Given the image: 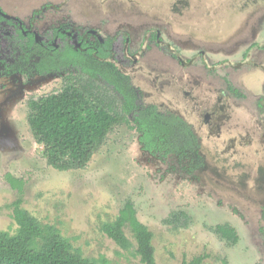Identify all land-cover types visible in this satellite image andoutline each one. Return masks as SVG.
<instances>
[{
    "label": "rangeland",
    "instance_id": "obj_1",
    "mask_svg": "<svg viewBox=\"0 0 264 264\" xmlns=\"http://www.w3.org/2000/svg\"><path fill=\"white\" fill-rule=\"evenodd\" d=\"M0 5L40 35L64 26L72 32L95 30L102 37L124 32L135 55L148 37L150 50L123 70L145 104L184 119L201 142L194 157H159L143 148L137 130L123 124L99 141L85 168L59 171L48 164L28 115L40 98L65 90L64 76L48 72L44 62L60 59L2 52L0 232L18 230L11 208L18 192L8 182L13 177L23 182V208L56 227L86 258L142 264L129 232L130 250L102 232V225L115 221L131 201L154 235L157 264L199 256H206L203 264H264V187L243 190L221 177L237 181L249 171L264 174V123L256 108L264 95V0H0ZM95 83L120 109L122 98L113 86L103 78ZM215 109H224L231 123L221 139L210 140L204 116ZM236 137H245L246 146L231 149L229 141ZM177 212L187 214L188 227L168 224ZM224 224L237 231L236 244L216 234L215 227Z\"/></svg>",
    "mask_w": 264,
    "mask_h": 264
},
{
    "label": "trees",
    "instance_id": "obj_2",
    "mask_svg": "<svg viewBox=\"0 0 264 264\" xmlns=\"http://www.w3.org/2000/svg\"><path fill=\"white\" fill-rule=\"evenodd\" d=\"M17 32L21 47L30 48L34 44L33 38L27 41ZM55 39H58V47H54V55L60 60L53 59L52 69L66 74V88L61 94L40 98L28 116L50 166L59 171L85 168L97 151L99 141L123 124L139 132L143 148L153 155H197L198 145L191 128L179 117L160 114L154 107L144 109L130 77L112 62L113 58L117 62L123 59V53L128 58L127 34L103 39L98 47L85 51L59 30H53L46 33L41 45H34L50 51ZM99 78L123 97L120 109L113 101L102 97L104 93L95 83ZM8 182L18 192L17 200L11 205L18 230L14 235L0 232V264H106L104 260L84 257L56 227L40 223L23 208V182L13 177H9ZM176 222L188 227L189 217L184 212L174 213L168 224ZM214 230L230 244L239 240L235 228L228 224L218 225ZM102 232L120 248L130 250L133 243L126 234L129 232L140 262L157 264L154 235L138 219L131 201L124 204L115 221L102 225ZM205 260L206 256H199L182 264H203Z\"/></svg>",
    "mask_w": 264,
    "mask_h": 264
},
{
    "label": "flooded vegetation",
    "instance_id": "obj_3",
    "mask_svg": "<svg viewBox=\"0 0 264 264\" xmlns=\"http://www.w3.org/2000/svg\"><path fill=\"white\" fill-rule=\"evenodd\" d=\"M46 9H47V7L45 6L41 10H36L34 13V19L43 15L44 12L46 11ZM53 30H59L63 35L67 36V39L69 41H73V43L76 46H78L79 49L85 50V51H87V49H91V50L95 49L96 47L99 46V44L103 41V39L108 38V37H102L95 30L83 29L81 31L80 30L76 31L74 29V31L72 32V31H69L67 29V27H65V26L60 27V28L49 29V30L45 31L42 35H40L37 32H35L34 30L28 29L20 19L14 17L12 15V13L6 11L3 8V6L0 5V54L2 52H5V51L9 52V53H12L14 51H18V53H20V55L25 54V53H36V54L41 53L43 55V57L45 55L53 56L55 53L54 50L56 49L54 47L56 46L58 39L54 40V42L52 43L53 49L50 51L37 48L34 45V44L41 45V42H42L43 38L45 37L46 33L49 31H53ZM17 31H19L20 34L27 41H29L30 38H33L34 44L30 48H26V46L21 47L22 42H20L18 39V32ZM121 33L127 34L124 32H121ZM121 33H119V34H121ZM119 34H117L116 36H118ZM116 36H114V37H116ZM127 36H128V39H127L126 51L128 54V58H127V56L125 57L124 53H123L124 58L119 60L118 62L115 60V58L112 59V62H114L116 64V66L121 70V72L126 74V75H128V74L123 69H129L131 66L133 67L134 65H136L139 57H141L143 54H145V52L150 50V47L147 44V41H148V37H147V39L142 43L141 52H139V55L133 54L131 47H130L131 38L128 34H127ZM114 37H111V38H114ZM151 37L152 36H150L149 38H151ZM92 38L94 39V42L91 41ZM155 39H156L157 44L160 46L162 41L160 40L159 32L156 33ZM56 47H58V46H56ZM114 49L115 48H113L112 50L114 51ZM117 52H120V50L118 49ZM172 54L177 61H180V63H183L181 56L179 54H176L175 51H173ZM243 58L246 59L245 55L243 56ZM52 61H53V59H44V62L47 64L48 72H53ZM128 63H131V64H128ZM125 64H128V65L125 66ZM55 73H57V72H55ZM58 74L61 76H64V79H65V77H66L65 73H58ZM132 84H133V82H132ZM133 86L137 89V91L139 93V98L141 99V102H142L141 104H142V107L144 109H150V108L154 107L157 109L158 113H160V114L179 117L175 114L162 113L158 110V108L156 106H148L147 104H145L142 92L134 84H133ZM233 91L236 92L235 89H233ZM185 93L187 96L189 95V93H187V92H185ZM263 93H264V88H263ZM223 94L226 95V93H223ZM121 98H122V103H123V97H121ZM256 108H257V110H259L260 114L262 113L260 115V120H262L264 123V95H262L260 97V99L257 100ZM223 111H225V110L221 109V111H219V110L215 109L212 112L206 111V113H205L204 126H206V128L208 130L210 140L212 139V137H214L215 140L221 139L224 136V132H226V131H224L225 127L228 126L229 123H231L230 118H228V115L223 114L222 113ZM179 118H181V117H179ZM182 120L191 128V131H192V133L196 139L197 145H198V147H197V155H198L199 154L198 153L199 145L201 144L200 139H199L198 135L193 131L192 127L184 119H182ZM262 137L264 138V134L262 135ZM236 138L231 139V141H229L231 143V146H230L231 149H236L237 143H239L241 145V147L246 146L242 143L245 140V137H244V139H241V138L236 139ZM263 143H264V141H263ZM227 144H228V142H227ZM227 152L228 151H226V153ZM224 154H225V152H224ZM236 154L237 153L233 154L232 157H234V155H236ZM239 159L243 160L240 157H239ZM241 167H243V166H239V168H241ZM234 168H236V167H234ZM242 169H244V168H242ZM243 175L244 176H241L240 179L242 180L244 177L245 179L249 180V182L242 183V182H240L241 181L240 179H237V177H236L237 181L234 179L228 178L225 175H221V177L225 180H228V183L238 187L239 189L248 190V188H249L251 190H259V191L263 190L264 174H262L261 172H250L249 171V174L244 173ZM263 217H264V215H263Z\"/></svg>",
    "mask_w": 264,
    "mask_h": 264
}]
</instances>
